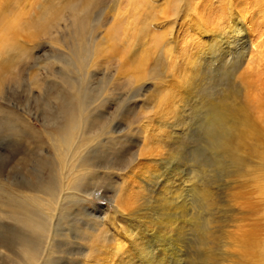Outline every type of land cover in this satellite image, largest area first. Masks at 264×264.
<instances>
[{
    "label": "bare ground",
    "instance_id": "obj_1",
    "mask_svg": "<svg viewBox=\"0 0 264 264\" xmlns=\"http://www.w3.org/2000/svg\"><path fill=\"white\" fill-rule=\"evenodd\" d=\"M101 1L0 0V88L32 48L28 47L31 41L27 45L20 38L58 40L57 34L64 30L70 38L62 42L65 47L77 56H89L85 69L113 64L116 76L127 79L130 86L144 80L155 82L151 92L144 89V101L136 114L142 118L138 133L143 141L137 153L129 156L128 173L132 176L122 177L123 183L109 196L114 211L107 219L119 229V235L100 222L78 226L80 220L61 213L66 200L75 197L70 192L72 186L82 179L81 154L98 140L95 134L87 136L90 128L86 126L81 134L76 133L66 153L59 146L58 151L66 157L68 183L62 184L54 202L36 195L38 173H34L31 184L34 194H0V219L4 218L0 220V247L6 252L0 255V262L66 264L72 248L83 257L82 264H232L237 250L238 255L256 257L263 263L264 237L257 231L235 235V244L226 240L227 233L216 220L221 206L217 191L208 182H200L203 163L199 171L195 169L199 155L196 150L185 151L184 142L188 131L200 128L218 157L215 169L226 170L227 177L239 174L245 164L251 168L264 165V32L260 23L255 28L258 9L261 7V15L264 12L263 1L255 0L260 7L248 17L236 12L235 7L241 4L243 10L250 0H229L218 6L210 2L202 9L193 4L194 0H165L163 5L157 0H110L100 9ZM100 12L102 29L92 35L90 26ZM168 22L166 31L153 29L154 24ZM168 36H174L173 42L167 40ZM176 72H180V78L174 92L172 84L163 83ZM37 74L29 77L33 84L37 83ZM88 80L85 86L80 81L67 84L75 118L80 108L88 116L93 114L91 105L85 106ZM196 111L199 114L193 119L191 114ZM190 119L194 127H189ZM150 124L152 134L147 133ZM82 161L86 163L87 159ZM10 175L17 177L15 173ZM5 178L21 184L24 181L8 175ZM201 209L207 210L204 218ZM115 215L118 217L114 219ZM52 218L54 249L49 244L39 253V232ZM66 227L72 239L65 238ZM58 244H65L66 251Z\"/></svg>",
    "mask_w": 264,
    "mask_h": 264
},
{
    "label": "rangeland",
    "instance_id": "obj_2",
    "mask_svg": "<svg viewBox=\"0 0 264 264\" xmlns=\"http://www.w3.org/2000/svg\"><path fill=\"white\" fill-rule=\"evenodd\" d=\"M107 1L110 0L101 1L100 9L105 6L106 3L104 4V2ZM157 1H162V5L165 3V0ZM166 1L173 2L174 0ZM262 1L264 3V0ZM210 2L218 6L220 2L223 5L229 0H194L193 4L202 9L205 4ZM249 3L250 7L247 6L243 10L241 4H237L235 7L236 12L242 15L245 14V17L252 16V12L260 6L257 5L255 0H250ZM259 4L261 3L259 2ZM258 11L260 13L255 17L257 23L255 25L257 26L254 27L259 28L262 25L260 31L264 32V12L261 15V7ZM103 22V14L101 12L99 16L96 14L89 29L90 33L92 35L99 34ZM259 23L260 25H258ZM152 26L153 29L157 28L163 31L170 27L169 22ZM71 31L73 33V30ZM57 36L59 41L56 38L49 39L44 36L33 40L27 39L28 41L20 38L19 40L27 42V45L31 41L28 47L32 48L30 52H26L24 60L22 59L19 62L20 64H17L18 67L15 66L13 73L8 75L3 87L0 88V139L1 142L3 141V145L0 146V152H2L0 154L2 155L0 157V194L8 193L11 195L16 192L19 195L21 194L19 192H22V194L28 195L38 191L36 195H39L40 198L54 202V197L59 196L63 185L68 183L66 157H62V154L58 151L59 146L61 145V149L64 148L66 153L76 133L80 130L83 131L87 126V128H90V133H87V136L95 134L98 136V140L81 154L80 164L84 170L82 179L78 185L74 184L72 186L73 191L70 192H74L75 197L66 200L61 213L67 212L66 214H72L75 219L80 220L78 226L93 225L95 222H100L101 225L106 224L105 227L107 226V229L111 230L110 232L119 235V229L111 225L107 219L114 211V202L109 199V196L114 195L118 185L123 183L122 177L125 175L132 176V173H128L129 156L137 153L143 141L142 135L138 133L142 118L140 119L136 114L139 106L144 101V89L151 92L155 88V82L144 80L130 86L127 79L116 76V66L114 67L113 64L103 63L100 67L90 66V68L85 69L84 66L87 68L89 56H77L62 43L63 41H69V32L64 30ZM167 38V40L170 39L173 42L174 36H168ZM33 72L38 73L36 84L30 82L29 77ZM174 77H172L173 79L171 77L167 78L163 84L165 86L172 84L171 89H173V86L176 88L180 72H176ZM87 78L89 79V91H87L88 99L86 98L85 106L91 105L90 114H93L89 117L85 113V109L80 108V114L76 115L77 118H75L68 101L71 90L68 89L67 84L69 81H80V85L85 86ZM175 88L173 91H177L178 88ZM133 93H135L134 96H132ZM89 97L93 100V103H90ZM194 102L196 101L194 100ZM194 113L191 116H195L193 119H197L199 112ZM190 121L191 119L187 121L188 125H191L189 127H194ZM152 123L154 124L153 121ZM153 124L147 126L148 134H152ZM81 133L79 132V134ZM188 136L186 137L187 141L184 140L185 151L196 150L199 155L196 158L195 169L199 171L200 164L203 163L199 173V179L202 181H199L208 182L207 184H211L215 188L214 190L217 191V198L221 206L220 211L217 212L216 220L222 226L221 229L227 233L226 240L235 244L237 234L244 235L245 232L250 230H255L264 237V194L262 193L264 165L258 167L261 172H258L260 171L258 168L252 167V169L246 164L242 165L239 174L236 176H233L235 174H229L232 177L228 175L229 178L226 175V170L223 172L215 169L214 162L218 157L213 155L216 153H214L215 151L211 145L207 144V142L209 144L210 142L206 140L207 137L203 131L200 128L198 130V127H194L188 131ZM195 137L196 139H194ZM192 140L196 142H192ZM94 151L96 155H90V152ZM211 156H214V158ZM209 157L212 161L214 160L212 163ZM86 159L87 161L84 163L82 160ZM203 165H206L207 169L204 170L203 167L205 166ZM14 173L17 177L10 175ZM34 173H38L39 176V187L36 191L31 186ZM6 175L15 179L23 178L24 181L22 184L16 183V181L5 178ZM220 175L223 176L224 180ZM225 175L226 177H224ZM204 177L206 180H204ZM215 177L220 181V186ZM8 194L7 198H9ZM188 197L190 198V196ZM13 202L21 206L25 204L16 199H13ZM203 211H201V217L204 218L207 215V210L204 213ZM117 217L118 215H115L114 219ZM0 220H4V218ZM50 223L47 221V227L42 226L44 229L39 232V253L43 252V248L49 244L54 249V236L51 237L54 219ZM63 229L65 238L72 239L69 227ZM67 233L70 235H67ZM50 239L51 242L47 243ZM58 248L66 251L67 246L58 244ZM70 249L72 254L65 258L66 264H82L84 262L83 257L76 249L74 251L72 248ZM238 252L239 250L236 251L235 260L233 259L237 262L233 261L232 264L264 263L257 261L258 258L255 259L256 257H251V259L249 255L242 254V257L241 254L238 255ZM2 253H6L3 248L0 249V255ZM52 255H54V250H52ZM58 255L60 256V252ZM237 256L241 257L238 258ZM3 263L4 261L0 262V264Z\"/></svg>",
    "mask_w": 264,
    "mask_h": 264
}]
</instances>
